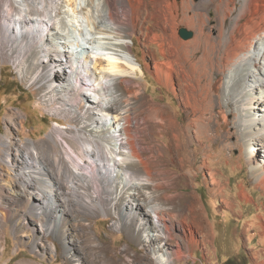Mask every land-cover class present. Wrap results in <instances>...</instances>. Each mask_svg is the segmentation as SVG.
<instances>
[{
	"label": "bare ground",
	"instance_id": "1",
	"mask_svg": "<svg viewBox=\"0 0 264 264\" xmlns=\"http://www.w3.org/2000/svg\"><path fill=\"white\" fill-rule=\"evenodd\" d=\"M182 27L194 28L195 37L184 39ZM136 34L156 79L188 116L187 127L178 132L169 128L172 117L156 119L169 123L161 137L178 151L193 138L208 141L202 167L218 195L223 182L210 166L212 148L219 140L222 151L233 148L229 137L236 133L252 179L264 188V0H0V58L37 87L51 113L78 126L53 127L57 151L48 140L16 145L10 132L2 141L7 175L0 182V246L8 225L36 249L40 233H56L71 263L82 264L80 249L79 255L72 250L77 241L67 238L74 208L85 217H116L115 227L139 235L157 264L192 258L196 231L202 244L210 242L209 232L179 220L168 205L183 195H171V173L164 164L156 168L162 154L147 141L143 118L132 120L143 88L132 92L130 86L138 72L145 74L133 53ZM153 45L163 60L149 54ZM198 51L202 57L194 61ZM176 79L183 82L180 90ZM82 97L88 106L77 111ZM226 124L234 131L219 133L217 127ZM31 217L32 228L26 225ZM176 229L189 255L179 241L171 248Z\"/></svg>",
	"mask_w": 264,
	"mask_h": 264
},
{
	"label": "rangeland",
	"instance_id": "2",
	"mask_svg": "<svg viewBox=\"0 0 264 264\" xmlns=\"http://www.w3.org/2000/svg\"><path fill=\"white\" fill-rule=\"evenodd\" d=\"M150 26L154 29L155 24L151 22ZM183 29L193 33L190 39L195 37L194 28L182 27L180 31ZM143 49L147 50L139 42L138 34H136L133 38V53L141 63L145 74L138 72L130 86L132 92L143 88L142 93L134 99L136 105L131 108L134 113L132 120L143 118L145 122H141V126L148 131L147 141L150 139L149 143L155 153L162 154L159 155L156 168L160 169L164 164L165 170L171 173L170 194L183 195H181L182 201L176 196L178 198L172 202L169 201L168 205L173 207L179 220L185 219L188 224L195 222L199 229L201 226L210 234V242L204 245L201 230L196 231L195 236L199 243L197 247L191 249L193 257H184L174 264H264V188L258 186L251 177L250 166L238 135L236 133L230 135L229 142L233 143V148L226 151L221 150V140L213 145L210 166L218 171V178L223 182L218 187L220 193L214 195L212 193L214 187L208 183L209 173L202 167L208 141L204 139L202 142L193 138V143L187 142L185 149L178 151L169 139L161 137V131L169 127V123L164 126L157 123L161 116L173 118L169 128L174 132L185 130L188 116L181 101L156 79L153 74L154 65L151 64L152 58L145 56L144 53L147 51ZM151 49L152 51L148 52H151L149 54L155 60L164 59L158 46L153 45ZM199 57H202V51H198L192 59L195 61ZM218 77L220 74L216 72V80L219 79ZM179 83L182 84V80L176 79L178 90H180L179 85L177 86ZM82 99L78 101V104L76 103L77 111L88 106V99L85 97ZM68 103L66 102L65 106ZM51 112L49 106L40 98L37 87L24 81L12 62L0 58V182L3 176L7 175L1 155L5 148L2 141L8 138V132L11 133L14 138L13 143L16 145L20 146L28 140L36 142L48 140L57 151L58 145L50 139L53 127L55 125L64 128L77 126L72 118L59 117ZM220 119L223 121V117ZM232 120L231 117L230 124ZM230 124L219 125L217 130L223 133L230 128L233 132L234 129ZM183 138L185 139L184 135ZM144 143L141 142L142 145ZM180 157L184 159L183 162L178 161ZM242 191L248 197H244ZM70 214L75 216V221L68 225L67 238L77 241L78 247L74 246L72 250L73 254L79 255L77 249H80L82 264H157L149 255L148 248L141 243L139 235L132 237L125 228L115 227L116 217L113 215L100 214L85 217L76 208ZM34 224V218H28L26 225L32 228ZM4 232L0 246V264H20L21 262L72 264L65 253L61 238L56 233L36 235L41 238L37 240L39 242L36 249L31 247L29 237L17 238L11 225H8ZM175 234V239L169 242L171 248L176 249L179 241L184 253L189 255L190 249L183 240L180 230L176 229Z\"/></svg>",
	"mask_w": 264,
	"mask_h": 264
},
{
	"label": "water",
	"instance_id": "3",
	"mask_svg": "<svg viewBox=\"0 0 264 264\" xmlns=\"http://www.w3.org/2000/svg\"><path fill=\"white\" fill-rule=\"evenodd\" d=\"M180 34H181V36H182L184 39H190L191 37H193V33H192V32H188V31H186L185 29L181 30V31H180Z\"/></svg>",
	"mask_w": 264,
	"mask_h": 264
},
{
	"label": "trees",
	"instance_id": "4",
	"mask_svg": "<svg viewBox=\"0 0 264 264\" xmlns=\"http://www.w3.org/2000/svg\"><path fill=\"white\" fill-rule=\"evenodd\" d=\"M227 262H230V261H227Z\"/></svg>",
	"mask_w": 264,
	"mask_h": 264
}]
</instances>
